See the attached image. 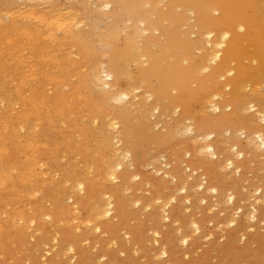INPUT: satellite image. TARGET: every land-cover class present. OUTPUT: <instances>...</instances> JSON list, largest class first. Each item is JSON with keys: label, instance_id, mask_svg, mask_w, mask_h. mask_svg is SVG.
I'll use <instances>...</instances> for the list:
<instances>
[{"label": "bare ground", "instance_id": "obj_1", "mask_svg": "<svg viewBox=\"0 0 264 264\" xmlns=\"http://www.w3.org/2000/svg\"><path fill=\"white\" fill-rule=\"evenodd\" d=\"M87 7L92 9L93 16L101 15L104 22L111 24L100 28L89 23L82 27L80 14ZM0 14L5 52L12 57L16 70H26L15 73L20 78L13 93L0 91V264L8 261L39 264L44 244L46 254L54 250L56 253L45 257L42 264H56L54 259L62 249L71 255L66 264H94L95 260L104 259L109 242L124 248L119 231L124 230V237L140 246L149 229H153L152 242L158 250L153 256L160 258L156 264H209L206 253L195 262H184L169 225L177 223L184 211L177 196L182 195L180 200L187 204L197 191L199 196L222 200L218 188L206 186L202 181L196 184L197 180L189 179L186 172L193 176L199 172L203 181L213 176L222 179L224 176L221 178L213 171L215 167H222L220 173L228 168L230 172L225 175L230 177L231 172L243 170L245 162L264 158V0H85L81 7H65L53 0H0ZM93 38L102 49L94 45ZM68 47L77 55L69 52ZM101 56L105 58L102 70L97 62ZM5 69L13 70L0 66V70ZM71 77L75 82L71 83ZM40 78L43 84L39 83ZM47 87L52 90L50 95ZM63 88L68 91H62ZM133 98H138L140 107H148L146 114L129 115L127 105L133 106L130 101ZM152 110L162 115L177 113L164 133L152 131L147 116ZM183 123L188 141L193 145L198 139L204 145L194 149L198 159L189 160L185 167L183 164L184 169L176 164L170 171L155 170L156 175L161 174V184L153 185L155 192L159 193V186L169 185L172 195L154 199L142 196L139 201L127 198L133 191H139L143 183L148 186V180H157L148 174L143 183H136L140 164L150 158V151L175 147L176 138L183 134L180 133ZM43 124L47 127L58 124L55 126L58 141L46 132L41 137L38 130ZM65 125V129L61 128ZM222 133H226L231 145L221 148L224 163L221 159L219 164L217 160L221 157L216 156L217 143L213 138ZM60 146L68 155L76 154L88 167L90 164L93 171L77 166L80 170L75 173L72 157L69 161L72 168H67L73 173L71 170L64 175L63 167L67 164L58 166L61 163L58 159L67 156L65 150L59 152ZM171 151L178 161L176 148ZM57 153L60 156L64 153V157H56ZM244 154L250 157L249 161H243ZM55 157L56 167H60L65 178H61L64 180L61 185L66 187L55 184L57 180L55 186L51 185L49 172L51 168L56 170L51 166L56 164L50 168L49 160L52 162ZM41 158L46 161L41 162ZM126 159L135 171L130 172L122 164ZM263 163L257 165L259 171L264 169ZM260 187L262 191L257 198L252 196L260 206L258 213L254 208L257 204L248 211L250 222L256 217L257 223L264 220V183ZM41 194L44 201L45 197L49 199L50 207L45 208ZM234 195H228L227 202H233ZM205 197H199L200 201ZM67 200L70 204L65 203ZM139 202L142 210L148 212L144 221L138 220L135 232L128 227L126 218L137 209L134 207L136 211L131 213L126 209ZM231 210V207L221 210L219 214L223 213V217L215 223L227 229L223 244L218 243V236L211 240L209 249L225 260L222 264H264L262 250L250 252L248 245L236 246L239 237L246 234L248 218L244 216L246 222L235 223L229 216ZM145 223L152 228L149 224L146 229ZM204 224L191 221L190 233L196 237L178 236L180 246L189 240L196 246L202 237L208 241L212 234ZM35 234L40 237L27 246L26 239H34ZM97 234L104 238H98ZM82 241L98 245V253L85 254L80 246ZM107 257L115 260L112 252Z\"/></svg>", "mask_w": 264, "mask_h": 264}, {"label": "rangeland", "instance_id": "obj_2", "mask_svg": "<svg viewBox=\"0 0 264 264\" xmlns=\"http://www.w3.org/2000/svg\"><path fill=\"white\" fill-rule=\"evenodd\" d=\"M57 5H61V6H65V7H70V6H76V7H81L82 5H83V2H85V0H53ZM100 2H104V1H106V0H99ZM109 1V0H108ZM58 3H60V4H58ZM89 6H91V7H93V5H91V4H89ZM88 8V7H87ZM91 11H92V9H90V7L86 10V12L84 13V11L80 14V22H82L83 23V25L81 24V26L83 27V26H85V25H88L89 23H95L98 27H100V28H104V27H107V26H109L110 24H111V22L110 21H108V22H104L102 19H101V15H99V16H93L92 14H91ZM84 13V15H82ZM1 15V14H0ZM2 20V19H1ZM3 21V20H2ZM4 22H5V19H4ZM0 25H1V23H0ZM0 31H1V29H0ZM4 38H3V36H1V33H0V66L1 65H4V66H6V67H11V68H13V70L12 71H8V70H0V91H6V92H8V93H13V90H14V88H15V86H16V84H17V81L19 80V76L17 75V74H15V73H21V72H25L26 70H20V69H17L16 70V67H15V65L13 64V62H12V57L11 56H9V54L8 53H6L5 52V50H6V45L4 44ZM93 41H94V45L96 46V47H98V48H100V49H102L101 48V46L96 42V40H95V38H93ZM68 51L69 52H71V53H73V55H77L76 53H75V51L73 50V49H71V48H69L68 47ZM24 55H27V53H23V56ZM74 58L77 60L78 59V57H76V56H74ZM97 62H98V68L100 69V70H102L103 68H104V62H105V58L103 57V56H101V57H99L98 58V60H97ZM101 67H103V68H101ZM50 70H52L53 69V67L51 66L50 68H49ZM72 79V80H71ZM69 80H71V83H73V82H75V79H74V77H71ZM39 83H44V80L43 79H39ZM47 89V93L50 95L51 93H52V90L50 91V89L51 88H49V87H47L46 88ZM68 88H63V90L62 91H65V90H67ZM68 91V90H67ZM66 91V92H67ZM139 93H142V91H139ZM131 97V96H130ZM131 99V98H130ZM125 101H127L126 99H125ZM131 102L133 101V103H131L133 106H131L130 107V105H127V109H129L128 111H130L129 112V115L131 116V117H136V116H138V115H144V114H146V110L148 109V107H144V108H142V107H140L139 105H138V98H133L132 100H130ZM151 107H152V105H150ZM131 108V109H130ZM140 108H142L143 109V111H142V109H140ZM144 110H145V112H144ZM150 114H151V116H150ZM150 114H147V116H149L148 117V119H149V122H151L150 124H152L151 125V127L153 128L152 129V131L153 132H155V133H159V134H161V133H164L165 131H166V129L165 128H167V127H169L170 126V124H171V122H172V120L176 117V115H177V113L174 111L173 112V114H172V112H171V114H165V115H162L161 114V112H158L157 110L155 111V110H152L151 111V113ZM94 125V124H93ZM58 127V124L56 125H52L51 127H47L45 124H43L42 125V127L38 130L39 132H41V137H42V133H44V132H46V134H47V136H49V137H51L52 139H59V137L57 138V133H56V131H55V128L56 127ZM90 126H92L91 124H90ZM182 127V131H180V133L181 132H183V134H182V136L181 137H179V138H176V141L173 143V144H175V147L173 146V145H170L171 146V148H169L168 150L167 149H161V150H159V151H157V152H155V151H150L149 152V156H150V158L149 159H147L146 161H144V162H142L141 164H140V168H139V171L138 172H140V176H139V178H138V180L136 181V183H139V182H144L145 181V179H148V178H145L148 174H152V175H154V177L157 179V180H153V182L152 181H149L148 180V182H149V184H148V186H147V184L145 185L144 183H143V185H142V187H141V189L139 190V191H133L134 193L132 194V192H130V191H128V192H130V194H132V195H128V193L127 192H124L125 194L124 195H128L127 196V198H130V200H132V201H134V199L135 198H137L138 199V201H139V199L143 196V197H145V198H151V199H154V198H158L159 197V195H160V198L162 197H164V198H168V197H170L169 195H172L171 193H173V189H172V187L171 186H169V185H163V186H159V193L156 191L155 192V190H154V187H153V185L155 184H157L158 185V182L161 184V178H159L160 176L159 175H161L160 174V172L162 171H170L171 170V168H174L175 167V165L177 164H179V165H181L182 166V168H183V164H184V167L187 165V163H188V161L189 160H191V159H193L194 157L196 158V159H198V155L197 154H194V149L196 148V147H200L201 145H202V147H203V145H204V143L202 142V141H200V140H195V142L193 143V145L190 143L191 141H188V137H186V133H185V130H184V126H185V123H183L182 125H181ZM47 127V128H46ZM64 127V129H65V127H66V125L65 126H61V128H63ZM95 127H97V125H95ZM73 128H74V126H73ZM90 128V127H89ZM88 128V131L90 130L91 132H92V127L89 129ZM58 129V128H57ZM43 130H47V131H43ZM63 132V131H62ZM48 133H49V135H48ZM52 133H55V134H52ZM45 134V133H44ZM51 134V135H50ZM52 135H54V136H52ZM228 135V134H227ZM45 136V135H44ZM43 136V137H44ZM217 136H219V135H217ZM215 137L214 136V140H215V143H217V145H216V156H218V157H221V158H218V157H216V158H218V160L217 161H219V164L221 163V161L223 162V160H224V155L222 156V154L221 153H223V152H221V148L222 149H224V147L226 146V145H228V146H230L231 144V142H229V140H227V137L228 136H226V133L224 134V133H222V135H220L221 136V139H220V136L219 137ZM46 138H48V137H46ZM50 138V139H51ZM49 139V140H50ZM75 139H76V137H75ZM228 141H226V140ZM56 140H54V141H56ZM77 140V139H76ZM79 140H80V137H79ZM78 140V141H79ZM239 140L242 142V141H244L243 139H240L239 138ZM52 141V140H51ZM58 141V140H57ZM177 141H178V143H177ZM188 141V142H187ZM218 141V142H217ZM200 143V144H198V143ZM225 142V143H224ZM197 145H196V144ZM202 143V144H201ZM222 143H224V144H222ZM230 145H229V144ZM226 144V145H225ZM221 145V146H220ZM120 146V145H119ZM62 146H60V151L59 152H61L62 150L61 149H63V148H61ZM173 148H176V153H177V155H178V161H177V159H175L173 156H172V149ZM227 149H228V147H227ZM226 149V150H227ZM65 149H63V151H64ZM62 151V152H63ZM219 152H221V153H219ZM186 153V154H185ZM62 154V156H63V154L64 153H61ZM65 154H66V156L67 157H62V156H60V153H57V155H56V157H58V158H60V157H62L63 159H58V160H60L61 161V163H59L58 164V166L60 165L61 167L64 165V164H67V165H64V167H63V171H64V175H65V173L67 174H70V173H73V170H75L74 172L75 173H78V171L80 170L79 168H88V169H86V170H88L89 172H92L91 171V169H92V167H91V165L89 164V166L90 167H88V164L86 163V162H83L82 160H80V158H78V156L76 155V154H74V155H76L77 156V158H75V156L73 155V156H70V155H68V152H67V150H65ZM72 155V154H71ZM220 155V156H219ZM245 155L247 156V157H245ZM164 156V157H163ZM188 156H189V158H188ZM55 157V159H54V161H52V162H50V160H49V166L51 165V164H53V163H55V161H57L56 158ZM70 157V159H68ZM72 157H73V159H72ZM223 157V158H222ZM44 158L45 159H47L48 158V156H47V158L44 156ZM44 158H41V162H42V160H45ZM68 159L66 162L67 163H64L65 161H63V163H62V160H64V159ZM164 158V159H163ZM166 158V159H165ZM49 159V158H48ZM47 159V160H48ZM72 159V160H71ZM222 159V160H221ZM248 159H250V157L247 155V154H244V157H243V161L245 162V161H249ZM71 160V162H72V164L73 165H76L75 166V168H74V166H73V170L71 169L72 167V165H71V162H69ZM221 160V161H220ZM46 161V160H45ZM74 161V162H73ZM126 161V162H125ZM127 161H128V163H127ZM174 161V162H173ZM177 161V162H176ZM234 160H232V162H233ZM250 161H252V160H250ZM249 161V162H250ZM78 162V163H77ZM80 162L82 163L83 162V165L82 164H80ZM123 163L122 164H124L125 166H126V168L127 169H129L130 170V172H133V171H135V168H134V166H132L131 167V165L129 164L130 162H129V159L127 160H123L122 161ZM173 162V163H172ZM237 162H240V160L239 159H237ZM236 161H235V164L237 163ZM249 162H245L244 164H243V170L241 169L240 170V172H241V174H240V172L239 173H235V174H233L232 172L229 174L230 175V177H228L227 175H225L226 173H229L230 172V170L228 169H226L225 170V172L223 171L222 173H220L222 170L220 169V168H222L221 166H220V168H219V164H217V166H218V168H214V172L215 171H217L218 172V174L221 176V178H222V176H224L222 179H220L219 177L217 178V177H215V176H213V177H211L210 178V180H207V178L206 179H204V181H203V179L202 178H204V177H202V176H200L201 174H199V172L197 173V175L196 176H193L192 174H190L191 172H186L187 174H189L190 175V177H189V179L192 177V180L193 179H196L197 181H196V184H198V182H200V181H202V182H206V186L208 185L209 187H216V188H218L220 191H221V199L222 200H220V202H218L217 201V199H214V198H211V197H209V198H207V196L205 197V195H202V196H199L200 195V192L199 191H197L196 193H195V195H191L192 196V198H190V204H187L186 203V201H181L180 199H181V196L182 195H180V196H177L176 197V200H177V202L179 203L178 205L180 206V208H181V210L183 209L184 211H182L183 212V214L181 215L182 216V218L180 219V220H177V223H173L172 225H169V226H171V237H172V239H173V241L175 242H177L176 243V246H177V251H178V253H180V255L184 258L183 259V261L184 262H189L190 260L191 261H193V262H195L197 259H199L200 258V255H203V254H207L208 256L207 257H209L210 258V260H207V262L209 263V264H215V263H217V264H222V263H225V260L224 259H222V257L221 256H217L216 255V251H214V250H212V248L211 249H209V245H210V242H211V240H213V238H217L218 236H219V238L217 239L218 240V243L219 244H223V242H224V240H225V235H226V232H227V229L224 227V225L221 227L220 225H217V224H215L220 218H222L223 217V213L221 214H219V212L221 211V210H225L226 208H229V207H231L232 208V210L229 212V214H231V215H229L230 216V218H232L233 220H235V223H237L238 222V220H242V221H245L246 222V220L248 221L247 223H246V226H248V229H247V231H246V234L245 235H243V237L242 238H240L239 237V239L237 240V242H236V246L237 247H239V248H243L244 246H247L248 245V248H249V250H250V252H254V251H259V250H262L263 252H264V220H263V222L262 221H258V223H257V217H256V219H255V221H253V222H250L249 221V218L248 217H250V216H248V213L250 212L249 210L251 209V207L253 208V206L255 205V206H257V207H254V208H257L256 210V212L258 213V209H259V203H257L256 201V199L254 200L253 199V197L255 198H257V195L259 194V191L261 190L262 191V189H261V187H260V185L262 186L263 185V183H264V169H261L260 171H259V169H260V167L258 166L257 167V165H260L261 163H263L264 162V158L262 159V158H260L259 159V161L258 160H253L251 163H249ZM69 163H70V165H69ZM87 164V166H85L86 164ZM224 163V162H223ZM56 165L54 166V165H51V166H53V167H55L56 168V170H58V171H56L55 169H52L51 168V166H50V172H49V174L50 175H52V176H50L52 179H51V181L53 182L51 185L52 186H55L54 185V182H55V180H57L56 182H55V184L56 183H58L60 186H65V185H63V181H61V178L63 179L64 177H62V176H64V175H62L61 174V172L59 171V168L57 169V162L55 163ZM79 164H80V166H79ZM163 164H167V166L166 167H164L163 166ZM173 164V165H172ZM245 164L247 165V166H245ZM264 164V163H263ZM261 165V167L263 168L264 167V165ZM123 165V166H124ZM222 166L224 165V164H221ZM234 165V164H233ZM48 166V167H49ZM67 166L68 167H71L70 169H68L67 168ZM79 168H78V167ZM84 166V167H83ZM123 166H122V168H123ZM124 166V167H125ZM163 168H162V167ZM45 166H42L41 168L42 169H45L44 168ZM76 167L78 168V169H76ZM245 167V168H244ZM65 168V169H64ZM66 168L68 169V170H66ZM48 169V168H47ZM159 169H161L160 170V172H158L159 173V175H156V173H154L155 172V170H159ZM184 169V168H183ZM217 169V170H216ZM49 170V169H48ZM56 172H58V174H59V172H60V176L57 174V173H55V171ZM61 170H62V168H61ZM65 170L67 171V172H65ZM72 170V171H71ZM84 169H81V171H83ZM52 171H54V174L52 173ZM63 171H62V173H63ZM71 171V172H70ZM227 171V172H226ZM260 173H259V172ZM70 172V173H69ZM161 172V173H162ZM217 172H216V174H217ZM84 173V172H83ZM201 173V172H200ZM67 174V175H68ZM186 174V175H187ZM235 175V176H233V175ZM238 174V175H237ZM55 175V176H54ZM66 175V176H67ZM189 175H187V176H189ZM243 175V178L241 177ZM237 176V177H236ZM238 176H239V179H240V182L238 181L239 179H238ZM162 177V176H161ZM202 177V178H201ZM226 177L229 179H226ZM53 178H55V179H53ZM159 178V179H158ZM59 179H60V182H59ZM65 179V178H64ZM226 179V180H225ZM238 179V180H237ZM259 179H262L261 181H262V183H260L259 184ZM142 180V181H141ZM224 180V181H223ZM232 182H231V181ZM238 181V182H237ZM45 182H46V180H45ZM61 182H63L62 183V185H61ZM157 182V183H156ZM219 182V183H218ZM223 182V183H222ZM233 182H234V184H235V186L233 185ZM47 183H48V181H47ZM46 183V186L49 184H47ZM152 183V184H151ZM232 183V184H231ZM49 184V185H50ZM57 184V185H58ZM65 184H67L68 185V183H65ZM229 184H231L230 186H228ZM259 184V185H258ZM150 185V186H149ZM138 186V185H137ZM232 186V188H230ZM236 186H237V188H236ZM258 186V187H257ZM66 187V186H65ZM153 189H152V188ZM260 187V188H259ZM162 188V189H161ZM168 188V189H167ZM244 188L246 189L247 188V190H244ZM256 188H259V190L258 191H256V192H254V190H253V192H252V189H256ZM139 189V188H138ZM166 189V190H165ZM170 189H171V191H170ZM236 189V190H235ZM160 190H161V192H160ZM165 190V191H164ZM231 190V191H230ZM234 190H235V192H234ZM229 192H230V194H229ZM252 192V193H251ZM157 193V194H156ZM199 193V194H198ZM249 193V194H248ZM251 193V194H250ZM255 193V194H254ZM135 194V195H134ZM198 194V195H197ZM231 194H235L233 197H234V200H233V202H231V203H229V202H227V196L228 195H231ZM253 194V195H252ZM123 195V196H124ZM246 195V196H245ZM44 197V194L42 195L41 194V198H42V200H43V197ZM125 196V197H126ZM133 196V197H132ZM137 196V197H136ZM193 196H194V198H193ZM239 196V197H238ZM253 196V197H252ZM131 197H132V199H131ZM135 197V198H134ZM201 197H205V200L203 201V199L200 201V198ZM223 197V198H222ZM237 197V198H236ZM46 199H48L47 197H45ZM44 198V199H45ZM134 198V199H133ZM207 198V199H206ZM46 199H45V201H46ZM136 200V199H135ZM179 200V201H178ZM244 200V201H243ZM45 201L43 200V203H44V206L46 205L47 207L49 206L50 207V205H48V204H51L50 203V201H49V199L47 200V201H49V202H47L46 201V203H45ZM203 201V202H202ZM67 202H68V204H70V200H67L65 203L67 204ZM181 202H182V205H181ZM222 202V203H221ZM255 202V203H254ZM28 203V202H27ZM130 203H132V202H130ZM192 203V204H191ZM215 203V204H214ZM217 203V204H216ZM212 204V205H211ZM257 204V205H256ZM131 205V206H130ZM129 205V207L131 208V210H130V208H128V206H127V208L128 209H126V210H128L129 212L130 211H132V212H135L136 211V209H137V211H136V213H137V215H136V213H133L134 215H132V214H129L127 217L128 218H126V221H127V225H128V227L130 228V230H133V231H137V226H138V220L139 221H144L145 220V216L147 215V213L145 214V212H148V211H144V210H142V204L139 202V204H130ZM152 205V206H151ZM150 205V207H152V208H154L153 207V204H151ZM171 206H173V204H170ZM215 205V206H214ZM217 205V206H216ZM252 205V206H251ZM45 206V208H47ZM171 206H169V207H171ZM212 206H214V207H212ZM136 209H135V208ZM182 207H185V209L184 208H182ZM187 207V208H186ZM237 207H239L240 209H237ZM135 209V210H134ZM148 209V208H147ZM237 209V210H236ZM243 209H245V211L243 210ZM140 210H141V212H140ZM153 210V209H152ZM152 210H150V211H152ZM252 210V209H251ZM234 211H237V213H234ZM243 211H244V213H243ZM247 211V212H246ZM249 211V212H248ZM245 212H246V214H247V216H246V214H245ZM131 213V212H130ZM226 213V212H225ZM225 213H224V215H225ZM257 213H256V215H257ZM243 214V215H242ZM250 214V213H249ZM132 215V216H131ZM233 215H234V217H233ZM235 215H236V218H235ZM242 216H243V218H242ZM247 217L248 219H246L245 217ZM258 216V215H257ZM2 219L3 218H5L3 215H2V217H1ZM132 218H134L133 220H132ZM244 219H246V220H244ZM195 221V222H200V224H204V226H205V229L206 230H208V231H210V233L212 234V239H211V237H210V239H208V241H207V238L206 237H202V238H200L199 240H198V244L195 246V245H192V243H191V240H189V242H187V246L185 245V246H180V244H179V240H177V237L179 236V237H182L183 235H185V234H190V236L192 237V238H194L195 239V235L193 234V233H190L191 231H190V227H189V223L191 222V221ZM228 220V219H227ZM204 221V222H203ZM44 222H45V224H47L48 223V221H45L44 220ZM202 222V223H201ZM210 222V223H209ZM262 222V223H261ZM151 223V222H150ZM150 223H145V227H146V225H148L149 226V224ZM180 223V224H179ZM208 223V224H207ZM251 223V224H250ZM164 224H167V223H164ZM187 225V226H186ZM260 225H262V226H260ZM179 226H181V227H179ZM185 226V227H184ZM249 226H250V228H249ZM215 227V228H214ZM253 227V228H252ZM150 228H152V226H151V224H150ZM179 228V229H178ZM187 228V229H186ZM252 228V229H251ZM146 229H149V227H146ZM176 229V230H175ZM177 229H178V231H180V232H178L177 231ZM217 229V230H216ZM219 229V230H218ZM174 230V231H173ZM221 230V231H220ZM152 231H153V229H149V232H148V230H147V232H146V234H145V237H144V239H143V241H142V244H140V246H138V245H134L133 244V242H131V240L130 239H127L126 237H124V233H125V231L124 230H121V231H119V234H120V236H121V239H122V241H123V246H124V250L123 249H120V246L119 245H115V244H112V242H109L108 244H107V246H106V252L104 253V259H103V257L101 258L102 260H100V259H98V260H95V262H94V264H116V263H120V264H147V261L149 260V263L150 264H156V262L160 259L159 257H158V255L156 256H153L154 254H157L158 253V250L156 249V245L152 242ZM251 231V232H250ZM179 233H181V234H179ZM222 236V239H220L221 238V236ZM97 236H98V238H104V236L103 235H98L97 234ZM100 236V237H99ZM37 237H40L39 235H37V234H35L34 235V239L31 237V239H26V244H27V246H31L32 244H34V242L35 241H37L35 238H37ZM178 237V238H179ZM56 238H58V237H56ZM160 238V237H159ZM206 238V239H205ZM180 239V238H179ZM204 239V240H203ZM35 240V241H34ZM241 240H242V242H241ZM33 242V243H32ZM239 242H241V243H239ZM30 243V244H29ZM247 243V244H246ZM92 243L90 242V241H82L81 243H80V246L85 250H83L84 252H85V254H89L90 253V255H93V254H97L98 253V245H91ZM179 245V246H178ZM95 246V247H94ZM156 246V247H155ZM44 247H45V244L44 245H41V248L40 249H43L44 250V253H43V250H40L41 251V253H42V261H43V263H44V261H45V257L48 259V258H50L51 256L50 255H52L53 253H56L55 252V250L54 251H50V253H49V255L48 254H46V252H47V248L46 249H44ZM46 247H47V245H46ZM29 248V247H28ZM50 247H48V250H51V249H49ZM91 248V249H90ZM207 249H209V250H207ZM30 251V253H35V251H33L32 249H29ZM46 250V251H45ZM212 250V251H211ZM57 251V250H56ZM65 251V250H64ZM63 251V249H62V254H61V252H60V254L62 255V257H61V255L59 254V256L58 257H56L57 259H54V262H57L58 264H66V263H69V258L71 257V255L70 254H68V252L67 251H65L64 252ZM112 252L113 253V255L115 256V260H109L108 259V257H107V255H108V252ZM87 252H89V253H87ZM143 252V253H142ZM156 252V253H155ZM184 254H183V253ZM52 253V254H51ZM209 253V254H208ZM185 257H184V256ZM216 255V256H215ZM67 257H69V258H67ZM212 257V258H211ZM264 257V256H263ZM29 260H31V257H30V259ZM28 260V261H29ZM41 260V258L39 259V264H42V261H40ZM66 260V261H65ZM32 261V260H31ZM77 261V257H76V259H75V262ZM109 261V262H108ZM115 261H116V263H115ZM118 261V262H117ZM9 262V261H8ZM7 262V264H11L10 262L8 263ZM66 262V263H65ZM112 262V263H111ZM33 264V262L32 263H30V262H26L25 264ZM56 263V264H57ZM24 264V263H23ZM50 264V263H49ZM55 264V263H54ZM196 264V263H195Z\"/></svg>", "mask_w": 264, "mask_h": 264}, {"label": "snow or ice", "instance_id": "obj_3", "mask_svg": "<svg viewBox=\"0 0 264 264\" xmlns=\"http://www.w3.org/2000/svg\"><path fill=\"white\" fill-rule=\"evenodd\" d=\"M185 243H187V241H185Z\"/></svg>", "mask_w": 264, "mask_h": 264}]
</instances>
